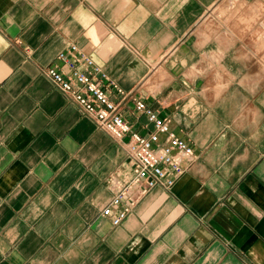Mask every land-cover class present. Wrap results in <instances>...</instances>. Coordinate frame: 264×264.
I'll return each mask as SVG.
<instances>
[{"label":"crops","instance_id":"1","mask_svg":"<svg viewBox=\"0 0 264 264\" xmlns=\"http://www.w3.org/2000/svg\"><path fill=\"white\" fill-rule=\"evenodd\" d=\"M74 43L197 154L117 225L127 153L43 72ZM0 264H264V0H0Z\"/></svg>","mask_w":264,"mask_h":264},{"label":"built area","instance_id":"2","mask_svg":"<svg viewBox=\"0 0 264 264\" xmlns=\"http://www.w3.org/2000/svg\"><path fill=\"white\" fill-rule=\"evenodd\" d=\"M57 58L61 65L47 66L43 72L127 153L130 172L123 179L115 172L109 176L114 196L102 211L117 225L152 188L174 186L197 154L187 140L171 130L169 120L161 117L143 98L135 100V110L145 114L154 127L146 134L132 130L117 98L118 94L124 97L126 92L90 54L80 51L77 44H72L69 52L61 51ZM106 79L108 83L104 85L101 81Z\"/></svg>","mask_w":264,"mask_h":264},{"label":"rangeland","instance_id":"3","mask_svg":"<svg viewBox=\"0 0 264 264\" xmlns=\"http://www.w3.org/2000/svg\"><path fill=\"white\" fill-rule=\"evenodd\" d=\"M228 6V8L226 9L225 7L224 8H220L219 7V4L217 5V9H216V12H222V11H226V10H231L232 7H234V3H229V4H226Z\"/></svg>","mask_w":264,"mask_h":264},{"label":"bare ground","instance_id":"4","mask_svg":"<svg viewBox=\"0 0 264 264\" xmlns=\"http://www.w3.org/2000/svg\"><path fill=\"white\" fill-rule=\"evenodd\" d=\"M250 11V10H249Z\"/></svg>","mask_w":264,"mask_h":264}]
</instances>
